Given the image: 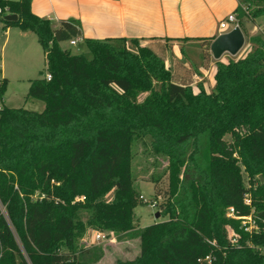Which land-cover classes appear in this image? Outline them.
Returning <instances> with one entry per match:
<instances>
[{
	"label": "trees",
	"instance_id": "trees-1",
	"mask_svg": "<svg viewBox=\"0 0 264 264\" xmlns=\"http://www.w3.org/2000/svg\"><path fill=\"white\" fill-rule=\"evenodd\" d=\"M239 2L245 31V18L264 17V0ZM8 13L19 20L6 21ZM0 21L34 32L47 60L27 95L44 110L0 109V264H86L79 255L92 229L139 237L140 253L117 264H201L207 255L208 264H264V183L248 189L242 172L264 175L263 34L250 38L247 56L217 61L207 91L138 39L137 51L125 37L83 39L90 55L64 49L61 42L82 35L81 22L54 27L32 11V0H0ZM7 87L4 78L1 99ZM143 137L168 161L166 200L156 201L169 219L137 229L133 144ZM230 207L253 214L261 230L246 232ZM228 226L240 245L231 244Z\"/></svg>",
	"mask_w": 264,
	"mask_h": 264
},
{
	"label": "crops",
	"instance_id": "crops-1",
	"mask_svg": "<svg viewBox=\"0 0 264 264\" xmlns=\"http://www.w3.org/2000/svg\"><path fill=\"white\" fill-rule=\"evenodd\" d=\"M238 5L239 0H32V11L50 19L54 27L63 19H78L82 40L125 37L131 48L135 47L132 40L138 39L141 45H150L162 54L168 68L192 81L195 89L198 83H203L209 91L213 78L215 81L218 60L210 49L208 54L206 41H213L224 33L220 28L222 19L217 21V12L223 10L224 15H229ZM0 26L6 34L3 49L13 30L19 29L24 37L32 32L22 31L17 26L6 28L1 22ZM187 46H199L202 57L195 60L188 57L184 54ZM24 52L30 53L29 48ZM206 76H210L208 84L203 81ZM4 78L9 84L3 71Z\"/></svg>",
	"mask_w": 264,
	"mask_h": 264
},
{
	"label": "rangeland",
	"instance_id": "rangeland-1",
	"mask_svg": "<svg viewBox=\"0 0 264 264\" xmlns=\"http://www.w3.org/2000/svg\"><path fill=\"white\" fill-rule=\"evenodd\" d=\"M256 9L257 5H251L249 7L251 13ZM224 14L223 10L217 12L216 17L218 22H220L221 19L224 20L227 18L228 13L226 15ZM263 20L264 17L255 19L252 17L245 18V45L236 55L225 53L220 60L227 61L230 58L239 59L247 56L254 48L253 44L250 43V38L253 35L259 34L256 26L262 25L264 22ZM0 22L3 23L2 21ZM23 35L24 34L20 32L19 29L13 30L10 40L3 49L6 34L3 30V26H0V82L2 81L3 71L6 72L9 78L7 91L2 99L0 98V107L6 105L42 111L45 108V103L34 98H28L27 95L30 80L39 77L40 71L46 69L47 60L44 56V50L39 44L38 36L34 32H30L26 37ZM61 45L64 49L71 50L75 54L84 53L90 55L84 40L79 41L76 45H71L69 40H67L61 42ZM25 48H29L30 53L24 52ZM131 49L137 51V46L135 45V47H131ZM200 52L201 48L199 46H187L184 49V54H187L188 57L194 60L197 59V57H202ZM203 81L208 84L210 76H206ZM209 85L210 87L207 88L209 91H212L215 86L214 78L212 84ZM146 95L147 93L141 94L139 101L143 100ZM226 139L230 141L231 135L228 134ZM167 166L168 161L165 157L153 153L149 137L139 138L134 142L132 169L134 186L140 194L137 200L138 205L134 210V221L137 229L169 219V215L161 214L158 205L154 206L151 204L154 200H157L159 204L166 200L164 194L170 185ZM242 172L248 189L253 190L259 183H264L263 174L251 179L244 167H242ZM156 187L162 190L160 197H156ZM112 196L113 192H110L107 198L112 199ZM141 196H144L149 203L145 202ZM157 212H160V217H156ZM103 231L112 233L115 236V240L113 242L96 241L95 229L87 232L82 239L85 251L81 253L79 257L86 264H117L119 260L134 259L140 253L141 241H139V237L131 236L129 233L117 234L115 230L103 229ZM261 249L262 248H260V251L264 253V250ZM201 264L208 263L202 262Z\"/></svg>",
	"mask_w": 264,
	"mask_h": 264
},
{
	"label": "built area",
	"instance_id": "built-area-1",
	"mask_svg": "<svg viewBox=\"0 0 264 264\" xmlns=\"http://www.w3.org/2000/svg\"><path fill=\"white\" fill-rule=\"evenodd\" d=\"M239 4H241L239 2ZM243 8L249 13V8L242 4ZM236 26H240L239 25V19L237 17V13L233 12L231 14H229L227 16L226 19L222 20L220 22V28L221 30H223L224 32H228L230 30H232L233 28H235ZM256 29L259 31L260 34L264 35V25H259L256 26ZM82 38L78 37V38H74L72 40H70V44L71 45H76L79 41H81ZM47 80H51L52 78V74L51 73H47L46 75ZM1 109V107H0ZM84 196H82L81 200H84ZM141 198L145 201L148 202L144 196H141ZM245 203L249 206H252V197L250 196V193H247L245 196ZM152 205L156 206L158 205L157 201L154 200L151 203ZM254 211V209H253ZM227 215L229 217L238 219L241 221V228H243L246 232L249 233H256L259 232L261 230L260 225L258 224L257 220L254 218L253 214L247 215V216H240L236 213L234 207H230L228 210ZM115 236L112 233H108L105 232L103 230H99V229H95V240L96 241H110L113 242L115 240L114 238ZM228 237L229 240L231 242V244L233 245H240V239H241V235L239 232H237L233 227L228 226ZM213 260V257L211 255H207L205 258L200 259V262H211Z\"/></svg>",
	"mask_w": 264,
	"mask_h": 264
},
{
	"label": "water",
	"instance_id": "water-1",
	"mask_svg": "<svg viewBox=\"0 0 264 264\" xmlns=\"http://www.w3.org/2000/svg\"><path fill=\"white\" fill-rule=\"evenodd\" d=\"M6 21L16 22L19 15L16 13H8L5 15ZM246 36L240 26H236L228 32L219 34L211 43L210 50L213 57L220 60L225 53L236 55L245 45ZM156 217H160V212L156 213Z\"/></svg>",
	"mask_w": 264,
	"mask_h": 264
}]
</instances>
